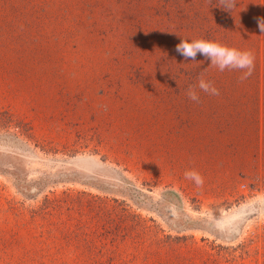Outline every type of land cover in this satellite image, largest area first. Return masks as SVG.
I'll list each match as a JSON object with an SVG mask.
<instances>
[{
    "label": "rangeland",
    "instance_id": "obj_1",
    "mask_svg": "<svg viewBox=\"0 0 264 264\" xmlns=\"http://www.w3.org/2000/svg\"><path fill=\"white\" fill-rule=\"evenodd\" d=\"M258 18L264 0H0V264H264ZM181 38L254 70L185 61ZM201 74L219 95L197 104Z\"/></svg>",
    "mask_w": 264,
    "mask_h": 264
},
{
    "label": "clouds",
    "instance_id": "obj_2",
    "mask_svg": "<svg viewBox=\"0 0 264 264\" xmlns=\"http://www.w3.org/2000/svg\"><path fill=\"white\" fill-rule=\"evenodd\" d=\"M235 6V0H221V8L229 11ZM258 27L261 33H264V18H258ZM175 51L183 57L185 61H197V57H203V61L211 63L219 71L225 70L240 71L243 75L241 80L251 76L255 67V57L250 50H239L222 45L215 41L205 39L186 40L181 38L180 42L175 46ZM200 92L209 96L219 95V90L214 83L206 80L203 74L198 78L196 84H190L185 90L187 98L199 104ZM185 178L194 180L199 186L203 184V178L194 170L186 171Z\"/></svg>",
    "mask_w": 264,
    "mask_h": 264
}]
</instances>
